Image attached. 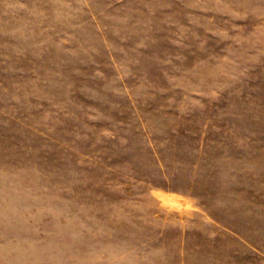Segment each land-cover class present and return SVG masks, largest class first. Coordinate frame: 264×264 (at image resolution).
Returning <instances> with one entry per match:
<instances>
[{"label":"rangeland","instance_id":"rangeland-1","mask_svg":"<svg viewBox=\"0 0 264 264\" xmlns=\"http://www.w3.org/2000/svg\"><path fill=\"white\" fill-rule=\"evenodd\" d=\"M0 264H264V0H0Z\"/></svg>","mask_w":264,"mask_h":264}]
</instances>
